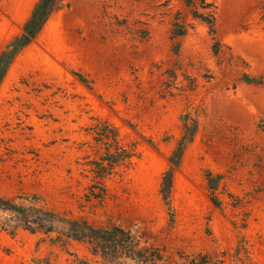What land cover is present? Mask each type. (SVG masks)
<instances>
[{"label": "rangeland", "instance_id": "rangeland-1", "mask_svg": "<svg viewBox=\"0 0 264 264\" xmlns=\"http://www.w3.org/2000/svg\"><path fill=\"white\" fill-rule=\"evenodd\" d=\"M37 1L0 0V51ZM208 1L215 34L183 0H65L0 87V193L122 227L150 247L149 264H236L242 237L264 264V84L242 80L264 74V0ZM178 14L190 27L172 39ZM176 62L174 79L165 71ZM186 73L195 90H184ZM191 105L200 125L174 173L171 222L159 190ZM98 118L139 151L106 179L102 198L90 187L98 154L88 128ZM207 170L222 175V208L210 198ZM57 236L0 228V264H119L88 241Z\"/></svg>", "mask_w": 264, "mask_h": 264}, {"label": "trees", "instance_id": "trees-1", "mask_svg": "<svg viewBox=\"0 0 264 264\" xmlns=\"http://www.w3.org/2000/svg\"><path fill=\"white\" fill-rule=\"evenodd\" d=\"M65 0H38L34 5L28 19L22 26L21 31L10 38L0 51V87L7 76L11 66L17 57L29 47L44 29L51 16L64 6ZM191 7V12L195 18L208 23L211 33H216L215 15L212 10L214 4L208 0H183ZM202 9V10H200ZM190 25L180 14L172 23L171 38L182 37L188 33ZM181 43L176 41L172 45L175 54L179 52ZM222 47L221 41L214 37L212 45L214 53L218 54ZM176 62L165 72L174 79H177L176 69H180ZM76 76L87 83L88 79L83 73L77 72ZM211 77V76H210ZM168 80L165 92L171 93L172 81ZM187 83L183 85L184 90H195L198 86L197 78L186 73L184 79ZM242 80L261 85L264 84V74L252 76L244 73ZM183 124V131L176 142V146L169 156V168L163 173L160 194L163 202L169 209L171 222L175 220V208L172 204V188L174 183V173L180 167L184 154L189 145L194 141L200 125V109L196 105H191L180 115ZM95 141V152L98 156L93 159L94 176L91 184V193L95 197L102 198L106 191V179L117 170L118 167L128 168L132 165L133 158L138 156L136 142L127 143L121 136L120 130L107 119H96V122L88 128ZM151 140V139H150ZM152 142V141H151ZM206 179L210 198L217 208H222V202L218 196V189L222 175L211 170L206 171ZM96 187L100 191H96ZM0 228L11 234L22 228L31 232L41 231L44 233H57V238H68L74 240L88 241L96 254L103 258L115 260L119 264H125L124 258H129L137 264H149L155 257L148 255L150 247L141 246L140 242L131 234L119 226L105 227L95 226L86 219L68 217L55 210L46 209L43 206L29 203H21L12 198H6L0 193ZM247 240L242 237L236 247L232 257L236 264H259L254 262ZM86 263L79 260L78 264ZM39 264V263H38ZM217 264H222L218 262Z\"/></svg>", "mask_w": 264, "mask_h": 264}]
</instances>
